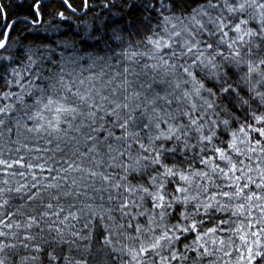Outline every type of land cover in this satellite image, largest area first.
Listing matches in <instances>:
<instances>
[{
	"label": "snow or ice",
	"instance_id": "1",
	"mask_svg": "<svg viewBox=\"0 0 264 264\" xmlns=\"http://www.w3.org/2000/svg\"><path fill=\"white\" fill-rule=\"evenodd\" d=\"M188 3L189 0H0V117L5 113L14 115L17 111L28 116L32 108L39 106L32 112L30 121L43 120L44 113L51 112L52 120L47 122L49 127L61 130L64 116L77 111L66 101L67 94H79L75 86V68L71 66L86 62L77 59L81 56L76 50L78 38H93L97 44L106 37L123 42L124 33L131 37L130 29L139 34L143 27L147 31L148 46L159 54L148 57V60L160 61L146 64V67L155 72L163 70L167 74L173 62L164 53L172 51L173 41L178 42L183 35L176 29L178 21H190L189 27L195 25L202 33L214 35L217 40L227 37V43L217 50L216 59L209 55L216 47L214 43L207 39L194 42L191 37L186 41L185 51L189 55L195 53L191 57L192 63L200 64L209 73L214 81L211 88L225 110L208 105L216 109L220 119H216L214 113L212 126L202 131L198 129L201 147L196 149L193 144V149L200 154V162L195 169L177 172L164 164L158 152L153 153L157 167L164 170L161 174L179 180V183L169 184L173 187L172 195L165 194L162 183L155 192V183L147 187L137 186L135 192L132 187L126 189L133 198L121 202L120 207L125 214L130 205L134 211L139 208L134 199L138 192L146 194L142 199L151 210L147 213L141 210L143 219L136 224L132 220L137 217H130L126 226L138 233L141 224L147 225L153 237L147 246L140 244L138 248H130L128 259L130 264H147L148 258L154 264H264V163L261 162V157H264V81L259 79V73L264 72V62L260 63L258 71L254 69L251 58L253 36L264 43V37L259 35V29L264 25V0H256L251 5L245 0L239 4V11L235 7L236 0H213L210 5L208 0H192L198 7H189ZM249 13H254L251 20L246 19ZM153 17L159 19L154 21ZM169 31L175 36L170 37ZM237 36L238 39H233ZM225 52L231 60L229 65L220 61ZM124 54L130 55L134 62L137 50L132 47L129 53L126 47ZM183 71L188 75L187 68ZM199 76L198 71L191 73V78L199 85L194 89L197 93L204 87L197 79ZM234 80H240L241 86L237 87ZM62 88L66 94L63 99H58L56 97ZM91 108V114L95 115V103ZM129 115L130 120L119 121V124L120 131L128 129L125 134L130 136L135 131L132 125L136 110ZM186 115L191 117L192 113ZM204 119H207V114L202 119L197 112L190 123L194 127L199 123L202 127ZM27 124H24L25 130L32 131L33 128ZM43 126L36 123L34 128L39 132ZM20 128L17 121L14 128L7 129V158L3 153L4 145H0V177L5 178L0 180V185H8L7 177L17 175L25 168L31 172L34 181L38 179V172L51 179L52 169L43 163L29 162L22 154L21 149L29 148V145L19 143L23 134ZM13 135L16 140L11 139ZM221 137L224 141L222 146ZM4 138L5 132L0 131V140ZM165 138L170 140L172 135ZM12 144L17 145L18 155L15 157H12ZM29 150L42 151L39 147ZM36 158L39 159L38 156ZM20 175L25 173L20 171ZM197 184H207L208 187L202 194L198 188L196 194H192L189 188ZM50 186L54 185H45ZM28 187L27 183L17 182L15 191L19 194ZM38 188L40 185L37 183L31 185L33 192ZM12 195L11 187L0 186V208L3 209L0 247L9 243L7 232L13 227L14 216L6 207L12 202L8 199ZM173 199L185 211H181L174 220H166V208L175 207ZM189 201H193L192 210L198 211L194 217L187 214ZM32 226L28 224L27 229ZM100 235L103 242L114 243L110 230ZM15 238L13 233L12 239ZM138 238L142 240L143 236ZM30 240L33 237L27 231L23 244ZM9 246L14 247L12 244ZM36 252L45 257L48 254L46 248L41 252L37 246L33 258Z\"/></svg>",
	"mask_w": 264,
	"mask_h": 264
},
{
	"label": "clouds",
	"instance_id": "2",
	"mask_svg": "<svg viewBox=\"0 0 264 264\" xmlns=\"http://www.w3.org/2000/svg\"><path fill=\"white\" fill-rule=\"evenodd\" d=\"M212 2L213 0H208L209 5ZM243 2L245 0H236L237 11L239 4ZM247 2L251 5L256 0ZM188 6L198 7L192 0H189ZM253 15L254 13H249L246 19L251 20ZM158 19L159 17H153L154 21ZM256 19L259 20V17ZM190 23L178 21L176 24L177 31L183 35L178 42L173 41L172 51L164 53L173 62V67L167 74L163 70L155 72L146 67V64L160 61L148 60V57L159 54L148 46L147 31L143 27L139 34L130 29L133 33L131 37L127 32L124 33L123 42H115L106 37L97 44L93 38H78L76 50L81 56L77 59L86 62L71 66L75 68V86L79 94H67L66 101L77 111L64 116L59 131L49 127L47 123L52 120L51 112H45L43 120L30 121L29 117L39 106L32 108L28 116L17 111L14 115L5 113L0 117V131L5 132L0 145H4L5 157H8L9 150L7 129L14 128L19 121L20 131L23 133L19 137V143H27L32 149H42L37 153L23 148L22 154L29 162L43 163L52 169L51 179H46L44 173L38 172V179L34 181L31 172L25 168L19 170L17 175L7 177L8 185H0L12 188L13 195L8 198L12 202L6 207L10 210V215L14 216L13 227L7 232L9 243L0 247V264H130L128 250L138 248L140 244L147 246L152 241L149 226L141 224L138 233L126 226L132 216L137 217L132 220L133 224L143 219L141 210L145 213L151 211L142 199L146 194L138 192L134 199L139 208L134 211L130 205L125 214V210L120 207L121 202L133 198L126 189L132 187L135 192L137 186L147 187L155 183V192L162 183L165 185V194L172 195L173 187L169 184L174 185L179 180L161 174L164 170L157 167V159L153 153L158 152L164 164L177 172L181 169H195L200 162V154L193 149V144L196 149L201 147L198 129L202 131L212 126L214 113L216 119H220L216 109L209 108L208 105H216L220 111L225 110L211 88L214 81L209 73L200 64L192 63L191 57L196 54L189 55L185 48L190 37L194 42L207 39L216 45L209 53L216 59L217 50L227 43L228 38L217 40L214 35L202 33L195 25L189 27ZM168 35L175 36V33L169 31ZM259 35L264 37V25L259 29ZM126 47L129 53L132 47L136 48L137 57L134 62L130 55L124 54ZM251 53L253 67L259 71L260 63L264 62V43L257 40L255 35L251 42ZM245 56L247 58L248 54ZM220 61L224 65L231 64L227 52L220 57ZM184 68L188 69V75H185ZM193 71L200 73L197 79L204 84L200 93L194 91L199 85L191 78ZM259 79L264 81V72L259 73ZM81 80L83 83H80ZM233 83L237 87L241 86L240 80H234ZM65 94L62 88L56 98L63 99ZM84 96L87 99H82ZM93 103L96 105L95 115L91 114ZM134 109L136 115L132 128L135 131L129 136L125 134L128 129L120 131L119 121L130 120L129 113ZM188 112L192 113L191 117L186 115ZM197 112L202 119L207 114L202 127L199 123L195 127L190 123ZM25 122H28L29 128H33L32 131L25 130ZM36 123L44 125L39 132L34 128ZM169 135H172L170 140L165 138ZM11 139L16 140L17 137L13 135ZM219 139L222 146L223 138ZM16 147V144L11 145L12 157L18 155ZM261 162L264 163V157H261ZM20 171L25 175H20ZM255 175L254 171L253 176ZM2 179L5 178L0 177ZM17 182L27 183L29 187L17 194ZM33 183L40 185L35 192L31 189ZM46 184L54 186L45 187ZM207 187V184H197L190 187L189 191L196 194L198 188L202 194ZM192 203L193 201H189L190 207L187 209L189 217L198 214V211L192 210ZM172 204L175 207L166 208V220H174L181 211H185L182 205L177 204L176 199L172 200ZM2 215L3 209L0 208V216ZM30 223L33 226L28 230L27 225ZM17 224L19 227H16ZM108 230L114 237L111 245L103 242L100 235ZM27 231H30L33 240L23 244ZM13 233L16 235L15 239H12ZM140 236H143L142 240L138 238ZM37 246L41 252L47 249L46 257L36 252L33 258ZM147 264L154 262L148 258Z\"/></svg>",
	"mask_w": 264,
	"mask_h": 264
}]
</instances>
